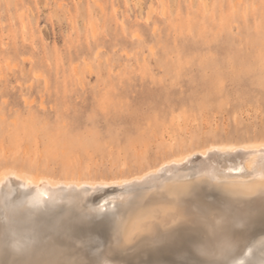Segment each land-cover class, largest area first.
Masks as SVG:
<instances>
[{
  "label": "rangeland",
  "instance_id": "rangeland-1",
  "mask_svg": "<svg viewBox=\"0 0 264 264\" xmlns=\"http://www.w3.org/2000/svg\"><path fill=\"white\" fill-rule=\"evenodd\" d=\"M257 136L264 137V0H0V170L25 156L55 178L70 171L121 178L182 148ZM172 140L183 145L170 148ZM197 179L140 192L115 224L107 215L68 223L62 203L24 213L17 189L0 205V264H101L104 254L120 264H253L264 249V207L254 206V196H229ZM113 193L90 194L85 209L108 203ZM194 196L206 217L243 227L238 244L217 256L191 247L204 229L175 217L153 218L126 238L146 204L149 211ZM47 230L54 235L45 237Z\"/></svg>",
  "mask_w": 264,
  "mask_h": 264
},
{
  "label": "bare ground",
  "instance_id": "bare-ground-1",
  "mask_svg": "<svg viewBox=\"0 0 264 264\" xmlns=\"http://www.w3.org/2000/svg\"><path fill=\"white\" fill-rule=\"evenodd\" d=\"M151 11H154V8H152ZM163 13L166 14V5L165 4H164ZM166 141L167 140H163V142H166ZM176 141H179V140H176ZM197 141H199V140H197ZM167 142H169V141H167ZM167 142H166V144H167ZM181 144L182 143H178V142H175V140H172L169 143V147L173 148L174 146L177 145L176 147L179 148V146ZM190 146H192V145H189L188 148ZM162 147H163V144H162ZM167 149H169V148H167ZM182 149H180V152H178L177 156L174 155V156L169 157V158L166 157V159H162L160 161V163L157 165L152 164V166H148L147 168H143L145 170L141 169V167L143 166L142 165L141 167H139L141 169V171L139 170L140 172L137 169V171L139 173L137 172V173L133 174L134 171L133 172L130 171V173L132 172L131 175L129 174L130 176L121 177V178H112V179H102L99 177H96L99 179L90 178V177L89 178L88 177L82 178V177H80L81 174L79 175V173H81V172H79V170L81 171V169H83V168H81V166L79 168L77 167V169H76L79 173H77L76 171H74V172L70 171V172H72L71 176L69 174L68 177L63 178V175H61L62 178H55L54 176H51V175L44 173V171H45L44 168L39 169V162L34 160V158H28V157L23 156L22 157L23 163H21V164L12 163V166L10 164L9 167L5 166L4 168H1V170H0V205L4 206L5 197L8 196V197L12 198V196H14V195H12V193L15 192V190L19 189L24 194V195L20 194V192H19V194H20V195L18 194L19 198L21 197V195H23L25 198V200H24L25 202L24 201L23 202L26 203L25 204V208H26L25 211L26 210L27 211L24 213L31 212V211L34 212L36 209H39V211L41 212V210L39 208L41 204L45 209H47L46 206L43 205V203H49V204H52V203L53 204H60V203H62V205H64L66 208L65 209L66 211L64 213V217H65V220L68 221V223H70V222L75 223L78 221H84V220L88 219V217H97V216H101V215H104V216L107 215V217L111 216V220L114 221V224H115L117 222L119 215H120L119 211H120L122 205L124 203H129L132 200V198L135 199L136 197L140 196L139 195L140 192H142V191L147 192V190L152 191L154 189L156 190L157 188H159V187L161 188V186H163L168 181H170L174 178H176V180H177L180 178H186L189 175H193V176H196V178H198L197 180L200 179L201 181H203L207 185V188H209L211 190L212 189L218 190L222 187H225L230 191L229 196H231V194H236V195H240L242 197H248V198L249 197L253 198V196H254L256 199V203L254 204V206L255 205L260 206L261 209H262V207H264V204H263L264 203V137L263 136L262 137L257 136L254 138V140H250V141H244V140H241L238 138H236V139L229 138L228 141H222V142H217L215 140L213 142H210L209 144L207 143V145H204V146L194 147V148L189 149V150L186 149V151H184L185 149L183 151H181ZM170 152H172V151H169L168 153H170ZM173 152H172V154H173ZM169 156H170V154H169ZM75 165H76V163H75ZM72 166H74V164L71 165V170H74V169H72L73 168ZM46 170L48 171L49 169H46ZM66 171H68V170H66ZM66 171L63 174H67ZM54 175H55V173H54ZM84 175H86V174H84ZM117 176H119V175H117ZM191 183H193V182L189 183L192 186ZM177 184H179V183H177ZM181 184H183V183H181ZM193 184H196V183H193ZM170 185H171V183H170ZM190 185H189L188 189L190 188ZM198 186H199V184H198ZM172 187H174V186H172ZM201 187L199 188L200 191H201ZM112 188H114L117 191V193H113V194L106 196L104 198V202H106V200L110 199V201L108 203H104L101 206H96L95 208L93 207L89 210L85 209L84 206L86 205L85 203L87 202V198L90 194L92 195L95 192H108V190H111ZM160 188L157 190H162V191L165 190L163 188L162 189H160ZM186 188H187V185H186ZM225 188L221 189V191L224 190ZM195 189L196 188L194 187V191H195ZM172 190H173V188H172ZM190 190H189V192L191 193ZM202 190H203V188H202ZM157 192L155 194H158ZM182 192H184V191H182ZM222 192H224V191H222ZM227 192L228 191H226V193ZM192 193H191V195L193 196ZM204 193H206V191ZM160 194L162 195V192ZM160 194H158V196H161ZM189 194H188V196H191ZM198 194L203 195V192L198 193ZM216 194H217V192H216ZM216 194L214 196H216ZM172 195H173V193L171 194V196ZM174 195H175V191H174ZM174 195H173V197H174ZM212 195H213V193H212ZM198 196H196V197L194 196L195 198L192 197V200H187V201L181 202V203H175L172 201L168 202L169 201L168 200L167 202H163V203L159 204L158 206H155V204L154 205L152 204L153 206L150 207L149 211H147V204H146V208H144L146 210V212H144V213L138 212V214L135 215V218H133L130 229L126 232V238L129 240L130 236L128 235V233L131 230H134V231L137 229L144 230L148 225L151 224V222L153 221L152 220L153 218L157 217L158 219H160L161 222H169L173 217H175L178 221L182 220V223H186L187 225H189L190 228L196 229V228L201 227L202 229H204L205 233H204L203 238L200 240H197V241L196 240L191 241V245H190L191 247L199 248L200 250H205L206 252L211 253V255L217 256L218 254L223 253L226 247L238 244V242L240 240V235L242 234V231H243V227L242 226H240V227L235 226L233 223H230L229 221L224 219L223 216L221 218H218L215 216H210V217L207 216L206 217L205 215H203L204 210L196 203L199 201V200L198 201L196 200V198L198 199ZM218 196L220 197L221 195L218 194ZM225 196L223 198H225ZM233 196H235V195H233ZM8 197H6V199ZM165 197L166 196L164 194L163 198H165ZM89 198H91V197H89ZM187 198H189V197H187ZM220 198L223 199L222 197H220ZM236 198H239V197H236ZM18 200L19 199H17V202H18ZM141 201H140V203H141ZM218 201H219V199H218ZM225 201L227 202V199ZM229 202H231L230 197L228 198V203ZM7 203H8V200H7L6 204ZM21 204L22 203H20V205ZM136 205H138V208L140 207L139 203ZM243 205H245V203ZM12 206L14 207V205H12ZM12 206H11V210H13L14 208H17V207H14L12 209ZM172 206H174L177 209V212L176 213L174 212L171 214L165 213ZM7 207H8V205H7ZM104 208H106V209L107 208H113V209L112 210L107 209L108 211H103ZM251 210H253V209H251ZM17 211H15V213H17ZM39 211L37 212L38 216L40 214ZM140 211H141V209H140ZM11 213H10V215L15 214V213H12V214ZM20 213H23V211L19 212V214ZM6 214L7 213L5 212V217L7 216ZM35 214L33 213L30 215H35ZM37 214L35 216H37ZM263 214H264V210H263ZM26 215H29V214H25V216L23 214V216L25 218H26ZM19 216H21V215H19ZM124 216H125V214H124ZM8 218L9 217H7V219ZM15 218H17V217H15ZM28 218H30V216ZM61 218L62 217H60V220H61ZM7 219L4 218V220H6L7 225H8ZM35 219H33V220L35 221ZM65 220L63 222H65ZM37 222H38V220H37ZM25 223H26V225L28 224L26 221H25ZM34 223H36V221ZM36 225H39V224H36ZM62 225L63 224H61V226ZM64 225H66V224L64 223ZM4 226H6V225H4ZM97 226H99V225H97ZM127 226H129V225H127ZM109 227H110V225H109ZM6 228H8V227H5V229ZM62 229L65 230L66 226H65V228L63 226ZM92 230H94V229H92ZM67 231H68V229H67ZM49 233H51V232H49ZM13 235L14 234L12 233V238L11 239L8 238V240L9 239L12 240L14 238ZM39 235H42V234H39ZM46 235H49L48 230H47V234H45V237H46ZM50 235L52 237L54 234L52 235V233H51ZM5 236L6 235H4L2 238L6 239ZM21 236H23V235H21ZM21 236H19V237L21 238ZM66 236H67V234H66ZM15 237L17 238V236H15ZM41 237H43V235ZM45 237L41 238V239L44 240ZM34 239H36V237ZM41 239H39V240H41ZM3 241H7V240L3 239ZM26 242H24V243H26ZM38 242L40 244V245L39 244L38 245L41 248V243H40V241H38ZM5 243L6 242H4L3 244H5ZM29 244H31V243L29 242ZM29 244H27V245L29 246ZM6 245L3 247L4 248L8 247ZM27 245H25V247ZM13 246H15V245L13 244ZM13 246L11 245V247H13ZM32 246L35 247V245H32ZM32 246H30V247H32ZM8 248H10V246ZM20 248L22 249V246ZM27 248H29V247H27ZM32 248H30V249H32ZM35 248H37V246ZM35 248H33V249H35ZM37 250L39 251V248L35 249V251H37ZM12 251H14V250H12ZM33 256H35V255H33ZM252 256H253V254H252ZM35 258H36V256H35ZM99 259H100V257H99ZM96 261L97 260H95V262ZM101 264H120V262H119V260L113 258V256H110L108 254L107 255L104 254L102 256ZM253 264H264V249H260V253H259V255H256V257L254 258Z\"/></svg>",
  "mask_w": 264,
  "mask_h": 264
}]
</instances>
